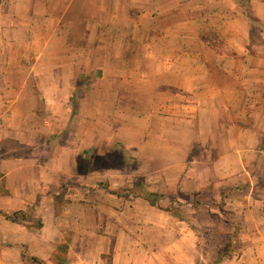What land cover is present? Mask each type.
<instances>
[{"label":"crops","instance_id":"1","mask_svg":"<svg viewBox=\"0 0 264 264\" xmlns=\"http://www.w3.org/2000/svg\"><path fill=\"white\" fill-rule=\"evenodd\" d=\"M0 8V143L33 145L26 157L0 160L6 187L0 243L21 249L12 263L25 264L27 252L55 264L51 258L62 244L69 248L67 264L211 263L200 251L198 230L216 222L193 200L216 179L190 173L156 190L148 179L138 198L132 191L112 193L135 186L111 168L89 163L85 175H75L80 152L100 158L118 143L125 151H172L171 136L192 132L217 136L214 142L228 135L227 149L240 154L230 155L227 166L234 160L245 172L233 169L228 177L250 186L238 190L241 199H226L225 233L236 234L230 243L237 249L219 264H264V193L254 195L264 175L246 169L264 168V0H3ZM97 71L98 79L83 81ZM10 72L21 77V90L10 91ZM43 119L52 126L41 125ZM31 120L39 122L32 128L37 138L43 129L52 134L46 161L26 141ZM64 151L71 153L67 163ZM96 174L108 190H95ZM65 185L69 214L61 221L56 198ZM163 191L189 200L180 207L183 218L145 198ZM18 211L32 219L4 217ZM35 219L40 228L29 227ZM70 231L77 240L65 239Z\"/></svg>","mask_w":264,"mask_h":264},{"label":"rangeland","instance_id":"2","mask_svg":"<svg viewBox=\"0 0 264 264\" xmlns=\"http://www.w3.org/2000/svg\"><path fill=\"white\" fill-rule=\"evenodd\" d=\"M1 7V5H0ZM0 8V12H1ZM100 76V72H92L88 77H84L83 81L86 82L88 80H96ZM9 78H11V92H15L16 90H21V86L19 85L20 82V76L18 73L10 72V75H8ZM32 78V77H31ZM83 90L87 89V86L82 88ZM81 89L78 88V91L76 92L74 97V100H77L82 95ZM78 102V100H77ZM40 106V105H38ZM74 114L77 109V104L75 102L74 104ZM67 119L61 120L59 123L64 124V122H67ZM73 122V116L69 120V124ZM53 123V120L51 119H43L41 122V125L49 127ZM31 127L26 131V141H30L34 143V145L37 147L36 150V157L39 160L46 161L47 157L50 156L51 151V139L52 134L49 131H42V135H39L37 138L36 134L37 132L33 133L32 128L33 126H36V124H39V122H35L31 120ZM35 124V125H34ZM52 126V125H51ZM69 126V125H68ZM29 127V126H28ZM38 128V127H37ZM36 130V129H35ZM217 136L210 135H198L193 134L192 132H189L187 135H179L174 134L171 136V140L173 141V150L172 151H165L164 149L158 150L156 153L152 150H137L136 152L133 151H126L127 154L132 156V158L135 161L130 160L128 163L129 166L127 167H120L121 164L126 160L125 156V150L124 146L122 144L118 143L116 147H114L113 150L104 149L101 152L103 157L97 158L95 151H89V152H80L79 155H77L78 160V168L75 170V175L77 176V173L86 174L89 163L91 165L95 164L92 169H98L99 167H107V168H113L117 167L116 170L109 169L108 171L110 174H114L121 179H126L127 184L131 183L130 181L133 180L134 182V188H130L127 185H123L119 191L127 192L132 191L136 192V194L144 193L145 186H146V180H153L150 183V187L153 190L158 189L156 186H160L161 188H164V183L169 186L170 181L174 182L180 177L185 176L187 174H193V175H199L201 178H205L207 180H214L216 181L214 183L208 184L207 188L204 190V194L201 195L199 198L193 200L194 206H203L207 207L210 211L211 218L214 219L216 222V226L214 229H206L202 228L198 230V237L200 241V251L203 252L208 259L211 260V262L217 260L220 257H224V254H226L228 251H235L237 249L234 244L231 245L230 243V236L227 235L225 232L228 230V220L230 218V209L226 206L227 200H232L234 202L236 199H241L244 194H239L238 190L247 191L249 189V184L244 183L243 181H240V179L237 178V181L234 180L235 177L233 175L228 174L230 170L233 169L239 171L241 169L242 173L244 172V169L242 167L238 168V164L234 163V160L232 164L230 165L232 168H229L227 166V158H229L230 155L236 153L237 155L240 154L238 152H234L232 150H228V142L229 139L228 135H221L219 138H217L216 142H214L213 138ZM201 138V139H200ZM130 141H134L136 144V137L133 139V137H128ZM182 139V142H181ZM66 140V138L64 139ZM219 140V141H218ZM147 142V141H146ZM220 143V150L218 149ZM27 144V142H26ZM37 144V145H36ZM30 148H33V145L25 146H18L10 142H2L0 143V160L8 157L13 156H21L26 157L28 156L32 151H30ZM121 151H118L120 150ZM105 151V152H104ZM65 155L62 157V160L67 163L69 159L66 157L67 154L70 157L67 151ZM63 153V152H61ZM75 154V153H74ZM133 154V155H132ZM242 154V153H241ZM142 158V159H141ZM138 159H141V162H137ZM239 159V158H237ZM167 160V162L165 161ZM254 160V159H253ZM62 161H60L61 163ZM237 164V165H235ZM55 166H51L48 170L52 171ZM119 167V168H118ZM251 175H258L262 174L264 175V168L260 170V168L256 167L255 165H251L246 168ZM68 170V167H67ZM113 175V176H114ZM203 176V177H202ZM231 176V177H230ZM233 177V178H232ZM99 174L93 175L90 179L91 184L95 186V190L98 189H107L109 183H104L101 181H97L99 179ZM96 182V185L95 183ZM125 182V183H126ZM145 182V183H144ZM133 184V183H132ZM144 184V185H143ZM264 184V183H263ZM79 184H69L70 187L77 186ZM5 186V179L3 177L2 172L0 171V193L3 192L6 188ZM81 186V185H80ZM255 196H258L261 191L264 193V186L262 187L261 183H255ZM253 186V187H254ZM247 187V188H246ZM139 188V189H138ZM68 187L65 185V187L62 189L61 197L58 199V204L60 203V209L58 208V216L60 217V220H64V217L66 214H69L67 209L63 208V204L66 202L64 199V194L66 191H68ZM119 189V188H118ZM91 191L93 189L90 188ZM125 190V191H123ZM147 191V190H146ZM145 191V193H146ZM160 191V190H159ZM163 195V197L159 200V207L163 209H179L182 205L186 204L187 200L186 198H183L180 195H171L170 193H166V191H163L162 193H157ZM137 197V196H136ZM140 198V197H138ZM138 198H136L138 200ZM144 204L143 199H139V205L142 206ZM163 208V209H162ZM165 211V210H163ZM29 216V219H32L31 214L27 213ZM0 218H3V216H0ZM67 220V219H66ZM39 225V222L37 219H35V223L33 225H28L29 227H37ZM88 228V227H87ZM71 232V231H70ZM89 232V231H87ZM75 233V234H74ZM91 236V235H90ZM76 238V231H72L69 236H66V240H72ZM97 237L86 238L87 242L90 241L92 245L97 244L99 245L100 242L96 240ZM6 244V243H5ZM65 249L60 247L58 248V252L56 253L60 259H67L66 253H68V245L65 244ZM62 247V246H61ZM18 253H21V249L19 247H12L9 246L8 243L6 246H4V243H0V264H14L12 263L13 260L18 256ZM223 254L220 256V254ZM24 257H26V263L25 264H36L33 262V258H36L34 256L29 255L27 252H23ZM6 259V260H5ZM38 259V258H37ZM54 261V257L51 258ZM45 264H51V263H45ZM211 264V263H209Z\"/></svg>","mask_w":264,"mask_h":264},{"label":"trees","instance_id":"3","mask_svg":"<svg viewBox=\"0 0 264 264\" xmlns=\"http://www.w3.org/2000/svg\"><path fill=\"white\" fill-rule=\"evenodd\" d=\"M2 1L3 0H0V5L2 4ZM118 151H121V149L120 150H118ZM125 156L127 157L126 158V160L123 162V164H121V166L120 167H127V166H129V162H130V160H132V161H135L133 158H132V156H130L129 154H127V152L125 151ZM112 168V167H111ZM113 168H116L117 169V167H113ZM119 168V167H118ZM145 183V182H144ZM144 185V184H143ZM139 189V188H138ZM145 189H146V187H145ZM123 191H125V190H123ZM146 191V190H145ZM145 191H144V193H145ZM147 192V191H146ZM113 194H116V195H121V194H126V192H122V191H119V192H112ZM136 196H139V197H143V193H141V194H136ZM61 197V195L60 196H58L57 198H56V200H58L59 198ZM163 197V195H160V194H155V193H148V195L147 196H145V198L146 199H148L149 201H150V203L152 204V206H155V207H159V200L161 199ZM161 209V208H160ZM163 209V208H162ZM163 210H165L166 212H170L173 216H175V217H177V218H179V219H181V218H183L184 216H183V214H182V212H181V209L179 208V209H163ZM4 217L7 219V220H9V221H11V222H15V223H17V222H19V221H25V220H28L29 219V216H28V214L27 213H25V212H23V211H18V212H15L14 214H12V215H7V214H5L4 215ZM42 226V224H39V228ZM230 241H235V239H236V234L234 235H231L230 236ZM62 246V247H61ZM65 244H62V245H60L59 247H60V249L62 248H64L65 249ZM236 246V245H235ZM58 247V248H59ZM58 250L59 249H57V251L54 253V263L55 264H67V262H68V260H66L65 258L64 259H61L62 261L60 262V259H59V257L60 256H58L56 253L58 252ZM67 254V253H66ZM223 254L221 253L220 254V256H222ZM224 256H225V254H224ZM33 260V262H35L36 264H44L43 263V261H41L40 259H37V258H33L32 259ZM223 260V256L222 257H220V258H218L217 260H215V261H213V262H211V264H219L221 261Z\"/></svg>","mask_w":264,"mask_h":264}]
</instances>
